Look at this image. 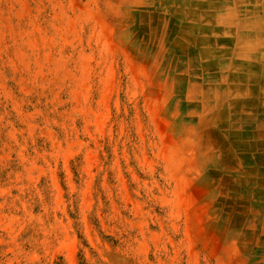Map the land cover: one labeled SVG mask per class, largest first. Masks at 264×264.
I'll return each instance as SVG.
<instances>
[{"label":"rangeland","instance_id":"obj_1","mask_svg":"<svg viewBox=\"0 0 264 264\" xmlns=\"http://www.w3.org/2000/svg\"><path fill=\"white\" fill-rule=\"evenodd\" d=\"M213 12L0 0V264H264L255 184L204 159Z\"/></svg>","mask_w":264,"mask_h":264},{"label":"crops","instance_id":"obj_2","mask_svg":"<svg viewBox=\"0 0 264 264\" xmlns=\"http://www.w3.org/2000/svg\"><path fill=\"white\" fill-rule=\"evenodd\" d=\"M208 1L203 0L216 5L217 12L200 16L218 19L224 60L217 85L204 90L203 97L215 98L208 128L221 131L222 151L204 159L217 162L221 173L251 178L257 186L251 184L248 200L264 204V0Z\"/></svg>","mask_w":264,"mask_h":264},{"label":"bare ground","instance_id":"obj_3","mask_svg":"<svg viewBox=\"0 0 264 264\" xmlns=\"http://www.w3.org/2000/svg\"><path fill=\"white\" fill-rule=\"evenodd\" d=\"M241 40V39H240ZM264 106V105H263Z\"/></svg>","mask_w":264,"mask_h":264}]
</instances>
